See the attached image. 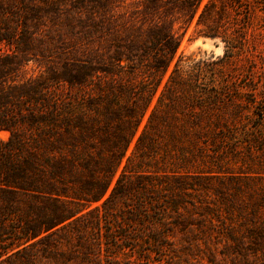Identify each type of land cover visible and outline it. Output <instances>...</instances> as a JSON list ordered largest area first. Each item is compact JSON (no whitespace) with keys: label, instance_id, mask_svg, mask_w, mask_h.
<instances>
[{"label":"trees","instance_id":"obj_1","mask_svg":"<svg viewBox=\"0 0 264 264\" xmlns=\"http://www.w3.org/2000/svg\"><path fill=\"white\" fill-rule=\"evenodd\" d=\"M1 132L0 264H264V0H0Z\"/></svg>","mask_w":264,"mask_h":264},{"label":"rangeland","instance_id":"obj_2","mask_svg":"<svg viewBox=\"0 0 264 264\" xmlns=\"http://www.w3.org/2000/svg\"><path fill=\"white\" fill-rule=\"evenodd\" d=\"M223 45L218 41L211 40L203 37L195 32V26L193 25L185 34L182 39L181 45L178 50L179 56L190 57L194 60L210 59L212 57H219L223 55ZM30 74L38 73V67L32 63L29 66ZM0 137L7 139L8 133L1 132ZM233 170L232 172H236Z\"/></svg>","mask_w":264,"mask_h":264}]
</instances>
